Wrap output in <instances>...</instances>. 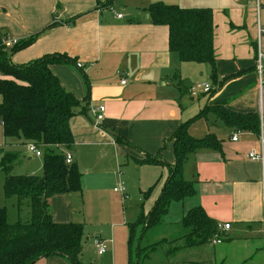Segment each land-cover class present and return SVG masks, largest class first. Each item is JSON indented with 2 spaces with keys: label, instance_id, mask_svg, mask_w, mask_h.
I'll return each mask as SVG.
<instances>
[{
  "label": "crops",
  "instance_id": "crops-1",
  "mask_svg": "<svg viewBox=\"0 0 264 264\" xmlns=\"http://www.w3.org/2000/svg\"><path fill=\"white\" fill-rule=\"evenodd\" d=\"M105 2L0 0V35L18 43L42 33L54 20L60 23L13 55L12 63L27 64L53 54L73 59L75 64L51 67L62 87L87 107L85 114L79 113L70 122L74 137L70 153L75 154L76 159L73 158V163L82 173L80 167L86 155L95 159L110 154L117 162L127 158L138 170L140 192L154 188L151 196L154 204L167 181V169L134 163L132 159H140L142 154L118 144L116 136L142 153L159 155L163 148L161 157L173 165L174 133L205 109L223 104L236 113H256L264 119V85L260 86L256 72L258 26L264 24V0H259V5L257 0H116L113 6L98 9V4ZM155 3L213 11L217 85L212 81L209 65L184 63L178 54L169 50V28L152 24L147 13ZM118 15L123 18L118 19ZM72 19H75L73 23L68 22ZM260 46L264 52V36ZM77 64L83 68L78 69ZM124 80L126 85H122ZM202 80L209 81L210 91H201L193 97L190 89ZM220 82L222 86H218ZM205 95L207 97L203 98ZM100 107L105 111L103 120L96 125L93 112ZM208 115L190 126V135L203 138L214 134L222 142V150H201L190 155L183 178L194 183L196 194L170 205L162 219L166 235L161 238L171 239L184 216L201 207L218 225H231L230 230L222 231L220 245L227 243L226 246L218 255L214 252L213 258L220 259V264L231 263V260L238 264H264L263 169L259 162L248 159L250 151L259 150L258 135L235 131L222 121L226 129L219 130L221 134L210 133L209 126L200 124L202 120L208 121ZM237 134L238 139L234 141ZM20 145H23L20 141L5 139L0 124V169L3 155H20ZM23 148L28 153L27 145ZM32 159L30 157L29 161ZM125 177L130 186L126 171ZM99 185L100 181L96 183L97 187ZM124 185L128 192L127 184ZM82 195L83 191L53 197V220L59 224L84 225L74 218L77 213L73 204V198L81 199ZM81 205L82 209L83 199ZM97 237L108 246L101 235ZM83 256L84 253L80 257L81 264ZM36 264L70 263L64 258L52 257Z\"/></svg>",
  "mask_w": 264,
  "mask_h": 264
},
{
  "label": "trees",
  "instance_id": "trees-1",
  "mask_svg": "<svg viewBox=\"0 0 264 264\" xmlns=\"http://www.w3.org/2000/svg\"><path fill=\"white\" fill-rule=\"evenodd\" d=\"M116 0L98 4V9L111 7ZM152 24L169 28V50L178 54L184 63L205 64L211 67V77L217 85L216 56L214 47V14L209 8L185 9L176 5L155 3L147 9ZM75 19L68 22L73 23ZM69 24V23H68ZM60 26L54 20L42 33L30 40L16 43L11 49L1 45L0 35V124L7 140L33 144L43 152V175L13 176V164L19 154H4L1 169L6 175L4 196L7 199H28L31 219L26 224L8 222V211L0 207V264H36L61 257L70 264H81L83 253L84 225L79 223L59 224L51 214V199L59 195L82 194V173L76 163L67 164L66 155L74 145L70 128L71 120L79 113H86V106L72 93L66 91L60 80L52 73L53 65L75 64L64 54L46 55L27 64L16 65L10 54L20 52L40 36ZM228 79L225 80H229ZM223 82L218 83L222 86ZM215 114L225 126L238 132L259 135L260 116L256 113H236L223 104L205 109L196 118L184 123L173 135L175 163L168 164L159 155L142 151L121 136L118 144L126 145L142 158H133L140 166H160L168 171L167 181L148 214L142 211L134 224H129V247L135 239L136 229L141 227L137 239L138 264L150 259L164 244L173 245L168 256L174 258L181 250L211 244L215 236H221L218 224L208 217L201 207L190 210L183 218L171 239L152 243L151 236L166 233L162 219L168 214L172 203H179L196 194L194 183L183 178V170L190 155L201 150L220 152L222 142L214 135L194 138L190 126L208 114ZM154 188L144 193L148 199ZM150 194V195H149ZM177 234V235H176ZM129 264H133L130 260Z\"/></svg>",
  "mask_w": 264,
  "mask_h": 264
},
{
  "label": "rangeland",
  "instance_id": "rangeland-1",
  "mask_svg": "<svg viewBox=\"0 0 264 264\" xmlns=\"http://www.w3.org/2000/svg\"><path fill=\"white\" fill-rule=\"evenodd\" d=\"M233 6L231 5V7ZM219 28L221 31L224 30L222 27ZM10 57L12 58L11 54ZM203 84H209V81L202 80L197 82L194 87ZM204 97H207V95ZM1 100L0 97V102ZM207 119L208 121L202 120L200 124L205 127L209 126L210 133L218 132L217 134H221L219 130L223 131V129H226L221 121L216 120L217 118L214 114H209ZM20 146V155L13 164L12 175L41 177L43 175V156L30 155L23 148V145ZM80 151L83 153L81 149ZM74 156L75 154H73V158L76 161ZM30 157L33 158L32 161H29ZM80 168L83 171V195L81 199H83L84 205L81 209L82 205L79 197L73 198V204L74 211L77 213L74 218L84 223L83 264H129L130 260L133 264H138L136 250L141 227L136 229L135 239L130 251L128 247V224L136 223L142 211L144 214L152 211L156 203V201L154 204L151 202L153 192L151 195L149 194L148 199H144L145 192H140L138 183V170H135L137 168L127 158H122L117 162L110 154L106 158L98 156L95 159H91L89 155L88 157L86 155ZM125 171L131 179L129 182L131 188L128 186ZM5 176L4 171L0 169V207L7 209L8 222L10 224H26L31 219L30 202L28 199L5 198L4 185H2L4 178H6ZM98 181H100V185L97 187L96 183ZM122 183L127 184L128 196H122L114 192V188ZM18 202L20 203L19 205ZM117 225H119L118 228ZM154 234L151 236L152 243L159 242L166 237L161 238L160 236L158 237L159 234ZM98 235H101L103 240L108 242V255L100 256L98 254L96 247ZM162 235H166V233ZM226 244L216 245L215 247L207 244L183 249L174 258L168 256V252L173 245L164 244L151 255L150 259L143 261L141 264H220L221 260L216 257L217 261H213L216 258H213L212 255L214 252L218 255L219 251H221L220 249ZM228 264H238V262L231 260V263Z\"/></svg>",
  "mask_w": 264,
  "mask_h": 264
},
{
  "label": "built area",
  "instance_id": "built-area-1",
  "mask_svg": "<svg viewBox=\"0 0 264 264\" xmlns=\"http://www.w3.org/2000/svg\"><path fill=\"white\" fill-rule=\"evenodd\" d=\"M257 2L259 5V0H257ZM117 17H118V19H122L123 15H118ZM263 36H264V24L258 26V42L257 43H259V44L257 47L258 50H257V61H256V72L259 76L261 87H263V85H264V82H263V78H264V52L260 46V42H261V39ZM15 44L16 43H13V42L8 41L6 39H3L1 42V45L4 46L6 49H11ZM77 67H78V69H82L83 65L77 64ZM126 84H127L126 80L122 81V85H126ZM210 89H211V87L207 84L199 85V86H196V87H193L192 89H190V94L193 97H196L201 91L209 92ZM104 111H105V108L100 107L98 111L93 112L96 125L103 120ZM237 139H238V134L233 137L234 141H237ZM258 141H259V150L250 151L248 154V159L250 161H253V162H259L262 165L263 176H264V119L263 118L260 119V133L258 135ZM27 150L31 155H34L36 157H42L43 156V152L33 144L27 145ZM66 162L69 165L73 163V155L71 153H67ZM114 192L119 194V195H122V196H127V188L125 187V185L123 183L118 185L117 187H115ZM230 229H231L230 224L218 225V230L221 233V236H222V231H228ZM221 236H219V235L215 236L214 239L211 241V245L222 244V237ZM96 247L98 249V254L100 256H104L107 254L108 246H107V243L105 241L98 239L96 241Z\"/></svg>",
  "mask_w": 264,
  "mask_h": 264
}]
</instances>
